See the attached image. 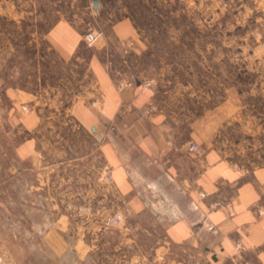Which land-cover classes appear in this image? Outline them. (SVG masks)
I'll list each match as a JSON object with an SVG mask.
<instances>
[{"label":"crops","instance_id":"obj_1","mask_svg":"<svg viewBox=\"0 0 264 264\" xmlns=\"http://www.w3.org/2000/svg\"><path fill=\"white\" fill-rule=\"evenodd\" d=\"M34 1L19 10L0 0V186L3 165L12 174L4 180L28 174V256L154 264L162 251L167 264H264V215L256 213L264 207V129L254 114L236 137L228 127L241 115L235 104H204L197 114L187 94L128 74L146 47L130 20L88 46L82 26L64 16L47 25ZM119 78L132 85L118 88ZM151 103L157 110L142 114ZM190 142L203 152H189ZM115 210L124 228L103 231ZM6 238L0 245L10 246Z\"/></svg>","mask_w":264,"mask_h":264},{"label":"rangeland","instance_id":"obj_2","mask_svg":"<svg viewBox=\"0 0 264 264\" xmlns=\"http://www.w3.org/2000/svg\"><path fill=\"white\" fill-rule=\"evenodd\" d=\"M12 1L28 9V0ZM34 2L47 25L64 16L82 26V34L95 27L106 35L113 23L130 20L146 47L129 75L139 73L157 88L187 94L197 114L204 104L210 109L235 104L241 115L228 127L236 128V137L249 111L264 129V0H98L97 9L92 0ZM11 175L1 166L0 238L11 244L1 243L0 264H58L37 251L28 256V174L9 180ZM39 216L34 220L40 222Z\"/></svg>","mask_w":264,"mask_h":264},{"label":"built area","instance_id":"obj_3","mask_svg":"<svg viewBox=\"0 0 264 264\" xmlns=\"http://www.w3.org/2000/svg\"><path fill=\"white\" fill-rule=\"evenodd\" d=\"M105 37L103 31L100 28H90L88 29L84 34H83V41L86 45L88 46H93L97 42H99L101 39ZM116 85L118 88H126L132 85V80L128 78H119L116 81ZM141 85L144 87H148L151 89H156V84L152 79L148 78H143L141 81ZM94 104V102H92ZM20 110L24 113L28 112L29 106L27 104H23L20 106ZM157 110V107L155 104L151 103L147 105L143 111L142 114L144 115H150L151 113L155 112ZM4 110L0 109V125L4 123ZM169 145L171 146L172 143L171 141H168ZM187 150L189 152H194L196 154H200L203 152L202 146L198 145L195 142H190L187 144ZM99 174L100 177L103 178V180L107 184H112L113 183V177L110 172V168L107 165H100L99 167ZM204 193H201V197H204ZM221 204L219 202H213L210 205L211 209H215L220 207ZM229 211L232 213L233 208L231 205H228ZM256 213L258 216H263L264 215V207L263 206H258L256 208ZM101 229L103 231H118L124 228L125 226V217L122 211L120 210H115L107 214L100 222ZM235 248L237 250H240L242 248V245L240 244L239 241L235 243ZM154 264H167V254L165 252L159 251V252H154Z\"/></svg>","mask_w":264,"mask_h":264},{"label":"water","instance_id":"obj_4","mask_svg":"<svg viewBox=\"0 0 264 264\" xmlns=\"http://www.w3.org/2000/svg\"><path fill=\"white\" fill-rule=\"evenodd\" d=\"M92 5L95 9L98 8V0H92Z\"/></svg>","mask_w":264,"mask_h":264}]
</instances>
